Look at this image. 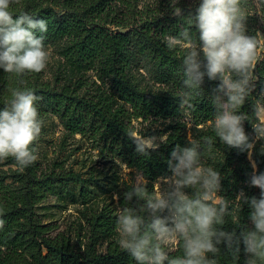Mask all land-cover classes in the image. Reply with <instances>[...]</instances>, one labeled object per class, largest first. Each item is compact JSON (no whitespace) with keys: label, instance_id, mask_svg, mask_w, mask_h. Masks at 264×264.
<instances>
[{"label":"trees","instance_id":"trees-1","mask_svg":"<svg viewBox=\"0 0 264 264\" xmlns=\"http://www.w3.org/2000/svg\"><path fill=\"white\" fill-rule=\"evenodd\" d=\"M201 2L179 1L163 4L164 8L163 5L141 6L139 0H18L12 3L9 11L13 19L26 13L47 21L45 47L61 44L64 62L57 70L55 82L45 81L42 71L20 76L0 69V110L10 105L12 90H31L41 98L36 106L42 121L41 134L33 147L38 150L49 136L51 117H57L68 134H90L94 141L103 144L106 152L139 170L147 179V191L153 192L160 176L172 175L168 161L177 145L191 147L190 140L203 144L205 137H214L212 126L199 125L212 121L215 116L213 100L218 95L220 80H210L205 75L199 95L194 94L190 100L197 125L190 139L186 124L175 120L180 115L179 96L147 92L131 82L130 72L134 64L144 63L152 65L162 82L172 79L183 85L184 49L170 50L164 37L177 36L184 27H190V18H195ZM173 7L181 8L182 15L175 16ZM190 32L199 39L194 25ZM91 71L103 84L110 85L105 87L96 81L90 84L87 74ZM257 105L249 96L240 109L249 117L244 128L252 139L255 138L253 125L259 123L255 114ZM140 118L171 120L165 129L166 142L147 157L137 152L132 139L139 137L130 126L133 119ZM260 143H255L253 159L263 173L264 151ZM213 152L223 156L216 170L222 176L220 188L225 200L233 202L241 192L249 200L259 199L261 190L250 185L253 167L248 152L229 148L219 138L203 159L211 157ZM71 185L79 186L84 200L94 194L87 179L79 174L57 173L55 169L43 167L39 159L26 168H21L13 157L0 159V207L5 213L0 219L6 221L0 229V264H138L130 253L119 247L116 236L121 210L143 204L135 197L126 204L124 193L132 186L126 185L118 191L119 208L105 205L90 215V235L84 249L65 233L52 235L53 227L43 223L36 208L51 195L72 193L70 189L65 190ZM238 203L235 215L233 212L231 216L226 215L225 223L219 226L227 233H235V237L230 245L227 242L219 245L218 264H246L249 258L241 233L253 227L252 209L243 200ZM162 216L166 217V213ZM104 243H107L106 251L101 250ZM178 255H182L181 250L172 254V258Z\"/></svg>","mask_w":264,"mask_h":264},{"label":"clouds","instance_id":"clouds-1","mask_svg":"<svg viewBox=\"0 0 264 264\" xmlns=\"http://www.w3.org/2000/svg\"><path fill=\"white\" fill-rule=\"evenodd\" d=\"M18 0H0V69L5 73L24 75L43 71L49 60L44 35L47 21L21 14L13 19L10 5ZM190 18V27H184L177 36L166 35L170 50L184 49L182 105L189 104L199 95L204 77L220 80L218 95L213 103L216 109L212 131L214 137H205L203 144L190 140L191 147L179 145L168 161L172 176L162 178L166 187L149 193L147 181L138 174L131 190L124 193L126 204L133 198L143 201L138 206L124 207L117 219L118 245L134 257L138 264H218L215 258L222 242L229 245L235 233H227L219 226L225 223L229 202L219 197L222 176L213 167H205L203 158L210 152L216 139L229 148L247 151L249 158L257 140L264 141V105L255 107L259 123L253 125L255 138L245 131L249 120L240 109L253 91L252 72L258 59L260 41L247 35V17L242 0H202ZM175 16L182 9L173 7ZM199 31L197 40L190 29ZM39 33V35L37 34ZM206 61V63H205ZM203 69V70H202ZM10 105L0 110V159L13 157L21 168L32 165L37 159V142L42 121L37 102L41 99L31 90H12ZM226 98V99H225ZM136 150L147 157L159 148L156 137L132 138ZM250 185L261 190L259 199L250 200L243 192L237 201L243 200L252 209L251 230L241 233L249 258L246 264H264V173H256L253 162ZM156 185V184H155ZM154 185V186H155ZM185 189H192L188 195ZM169 215L163 217L164 212ZM0 207V217L4 215ZM147 214V218L145 217ZM6 224L0 219V229ZM179 246L182 255L169 258L168 252Z\"/></svg>","mask_w":264,"mask_h":264},{"label":"rangeland","instance_id":"rangeland-1","mask_svg":"<svg viewBox=\"0 0 264 264\" xmlns=\"http://www.w3.org/2000/svg\"><path fill=\"white\" fill-rule=\"evenodd\" d=\"M179 1H185L187 4L193 3L196 0H139L138 4L141 6L160 7L163 4H174ZM242 6L247 17L246 34L254 36L260 41L258 59L252 72L253 91L250 96L253 97L257 104L264 105V70H262V67H264L262 64L264 62V0H242ZM162 8H164V5ZM45 48L49 53V60L46 68L42 71V76L45 81L55 82L57 70L64 62L60 53L61 44L55 43ZM96 75L92 71L87 74L90 84L96 81L98 85H105ZM130 80L147 92L179 96L180 115L175 120L186 124V133L192 139L197 125L191 114L190 102L181 106L183 85L179 83V80L175 81L171 79L170 81L162 82L156 77L152 65H145L144 63L133 65L130 72ZM109 85L110 83L108 82L105 87ZM170 121L159 118L133 119L130 127L137 137H156L157 143L160 145L167 140L168 133L165 129ZM50 122L52 124L49 123L51 124L49 136L38 148V159L42 166L55 169L57 173L79 174L82 178L87 179L94 189V194L89 196L87 200H84L79 194L80 189L78 185L67 186L65 190L70 189L72 193L66 192L64 194L51 195L38 205L36 209L43 223L53 227L52 235L61 232L65 233L72 238L78 247L81 246L84 249V244L88 241L90 235L88 222L90 215L93 212L100 211L105 205L111 204L112 207L117 208L119 204L118 191L126 185L132 186L137 179V175L143 176V174L139 170L129 167L119 157L106 152L103 144L94 141L90 134H68L63 122L57 117H51ZM210 126H212L211 121L199 125V127L204 128H209ZM253 133L255 134V131ZM260 148L264 151V141H261ZM210 156L203 159L204 166L217 169V162L223 159V156L214 152ZM248 159L252 164L253 162L255 163L256 173L259 174V166L253 159V151L251 158L248 155ZM171 176H160L155 181V189L159 190L161 187H166L162 182V178ZM143 178L147 181L144 176ZM185 192L188 195L193 194L192 189H185ZM217 195L225 200L221 188ZM229 207V213L233 212L234 216L236 209L239 207L237 199L229 202ZM164 213H166V216L169 215L167 211ZM116 236L118 240V232ZM106 247L107 243H104L101 250L106 251ZM217 247L219 248V245ZM178 250L180 248L177 245L172 251L168 252L169 258L171 259L172 254ZM208 257L212 258L213 256L209 253ZM213 258L218 260L217 257ZM164 264H168V261H165Z\"/></svg>","mask_w":264,"mask_h":264}]
</instances>
